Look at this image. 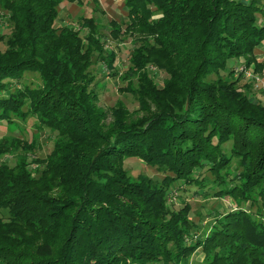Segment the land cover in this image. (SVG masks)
<instances>
[{
	"label": "trees",
	"instance_id": "obj_1",
	"mask_svg": "<svg viewBox=\"0 0 264 264\" xmlns=\"http://www.w3.org/2000/svg\"><path fill=\"white\" fill-rule=\"evenodd\" d=\"M122 1L127 32L148 38L134 42L132 65L144 70L153 49L167 56L179 102L138 124L117 117L105 126L92 104L89 68L95 61L111 68L116 56L103 55L97 19L83 16L76 29L56 24L62 0H0L8 26L0 38V121L33 119L55 133L43 158L29 145L12 166L0 161V264H189L198 249L206 264H264V104L249 84L240 89L220 73L231 58L263 65L254 55L264 47L263 5ZM109 23L114 31L122 26ZM26 72L40 83L25 82ZM142 73L139 93L151 98L150 74ZM88 142L95 145L87 149ZM128 157L162 177L130 175ZM181 185L239 207L198 234L190 204H168Z\"/></svg>",
	"mask_w": 264,
	"mask_h": 264
},
{
	"label": "rangeland",
	"instance_id": "obj_2",
	"mask_svg": "<svg viewBox=\"0 0 264 264\" xmlns=\"http://www.w3.org/2000/svg\"><path fill=\"white\" fill-rule=\"evenodd\" d=\"M96 1L98 5L94 0H62L58 8L56 24L79 29L81 17L93 16L97 19L96 28L101 37V46L104 49L103 55L106 56L108 50L116 56L111 68L105 65L106 61L104 64L101 61H95L89 68L90 73L95 75L91 97L94 108H97L99 114L102 115L100 122L108 126L117 117H122L125 125L138 124L145 121L152 114L157 113L165 105L168 106L166 110H176L173 105L179 102L177 101V95L180 90L175 82L169 79V72L166 70V67L173 65V61L164 56L158 49H153V52L145 57L144 70L132 65L130 53H132V48L135 46L134 42L139 39L145 41L148 38L137 28L132 30V34L127 32L125 24L122 23L127 21V9L122 0ZM260 4L264 7V0H260ZM4 15L5 11L0 8V38L8 32ZM112 19L122 23L121 27L115 25L117 31H114V26L109 23ZM0 49H4L1 40ZM254 55L260 61L259 63L263 64L259 69L255 68L257 62L255 60L248 66L242 64V58H231L220 73L228 79H236L237 86L240 89H244L243 85L249 84L251 86L250 94L263 104L262 95H264V91L255 88L253 81L244 73L247 68L249 72L261 74L264 69L263 45L254 49ZM237 66H242L243 69L237 72ZM231 69L233 71L229 74ZM145 70H148L150 74V78H148L154 86L151 88L154 90L151 98L139 93V90L145 88L144 84H147V80L142 81L141 78L142 72ZM26 74L27 76L23 78L25 82L32 81L33 85L40 83L37 73L26 72ZM33 123V119L16 120L13 123L0 121V140L3 141L2 148L5 150L0 155V161L12 166L14 158L29 154V151H24V148L29 145L32 146L33 150L36 149L35 156L39 158H43L51 151L55 133L49 129L39 130ZM229 144L230 142H227L223 147L228 150ZM85 145L89 149L95 143L88 142ZM30 158H28V161H30ZM29 166L31 168L35 167L34 163ZM124 168L132 176L145 174L153 179H160L163 175L136 157L125 159ZM234 169H227V171L233 172ZM195 172L197 173V170ZM180 190L171 189L167 195L168 204L171 208L178 209L184 201L188 202L191 206L190 216L200 226L197 231L198 234L203 231H210V224L214 216L228 208L239 207L238 203L229 197L213 198L196 194L197 187L193 185H189L188 189L185 185H181ZM189 264H206L204 253L200 249L196 250L191 255Z\"/></svg>",
	"mask_w": 264,
	"mask_h": 264
},
{
	"label": "built area",
	"instance_id": "obj_3",
	"mask_svg": "<svg viewBox=\"0 0 264 264\" xmlns=\"http://www.w3.org/2000/svg\"><path fill=\"white\" fill-rule=\"evenodd\" d=\"M242 69H243L242 66H237L236 71L238 72ZM245 70H244L245 75H247V77L253 81L255 88H259L262 89V91H264V69L259 75L257 73L249 72L247 68ZM262 101L264 104V95H262Z\"/></svg>",
	"mask_w": 264,
	"mask_h": 264
}]
</instances>
